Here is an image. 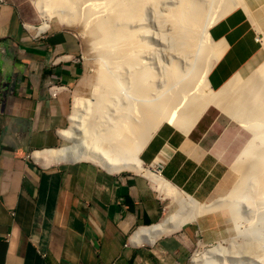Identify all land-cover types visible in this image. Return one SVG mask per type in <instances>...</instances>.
I'll return each mask as SVG.
<instances>
[{"label":"crops","instance_id":"0c3cea01","mask_svg":"<svg viewBox=\"0 0 264 264\" xmlns=\"http://www.w3.org/2000/svg\"><path fill=\"white\" fill-rule=\"evenodd\" d=\"M34 5L0 0V264H191L198 224L133 240L163 217L149 174L206 200L237 154L219 112L231 116L209 104L186 134L161 124L140 152L139 172L57 160L69 91L82 73L80 45L54 22L42 28ZM246 13L235 7L209 28L211 89L260 49Z\"/></svg>","mask_w":264,"mask_h":264},{"label":"bare ground","instance_id":"6f19581e","mask_svg":"<svg viewBox=\"0 0 264 264\" xmlns=\"http://www.w3.org/2000/svg\"><path fill=\"white\" fill-rule=\"evenodd\" d=\"M34 3L43 19L42 28L52 18L62 26L80 22L82 33L90 41L89 50L97 60L91 97H74L70 125L61 132L69 144L54 152L57 160L88 161L108 173L139 172L140 152L161 124L186 134L209 104L219 107L251 133L228 167L226 178L233 176V179L226 184L220 180L204 201L150 173L154 186L169 200L168 207L174 205V209L156 224L138 228L134 241L174 231L211 212L236 219L241 214L238 205L244 198L249 205L264 202V62L245 78L241 72L246 68L236 72L218 89H211L207 78L217 59L209 28L237 6H242L253 23L258 21L261 26L264 5L252 11L251 0H34ZM146 9L151 10L153 22L146 19L150 16L144 21ZM148 21L151 27L155 22L157 38L163 47L166 43L167 55L163 52L168 60L161 61V69L157 67L160 72L152 67L151 59L147 60L155 56L154 51L152 56L147 55L155 44L151 42L155 40L153 36L152 40L147 37L151 34L146 32ZM151 27L147 30H153ZM121 88L129 91L128 98L119 95ZM80 110L87 111L91 118H79ZM101 119L105 123L99 125ZM253 246L254 255L262 254L258 247L261 245ZM220 250L218 245L194 251L190 262L216 264L215 253Z\"/></svg>","mask_w":264,"mask_h":264},{"label":"rangeland","instance_id":"374dc122","mask_svg":"<svg viewBox=\"0 0 264 264\" xmlns=\"http://www.w3.org/2000/svg\"><path fill=\"white\" fill-rule=\"evenodd\" d=\"M251 2L252 3L250 5V8L253 11V10L259 8L260 6H262V4L264 3V0H251ZM82 7H83V5H81V8ZM148 8L149 7H147V9ZM147 9H146V12L144 15V21H146L145 17L150 16V17L146 18L147 20H150L152 17L150 15V14H152L151 10H149L150 11V13H149V11ZM80 12H83L82 9ZM147 13H148V15H147ZM255 13L257 14V12H255ZM151 20H150L151 22L154 21L153 19H151ZM250 20H251L255 30L257 31V34H258L257 38H258L259 43H260V49H259L258 53L255 55V57L243 68V69L246 68L243 72H241V75L244 78L246 76H248L249 73L254 71L257 68L258 64L264 62V45H263L264 24L261 23L262 25L259 26V25H257L258 21H256V22L254 21V23H253V19L250 18ZM50 21L56 23L58 26H60L64 30H68V31L76 34V36L79 40V45H80L79 56H80V60L82 63V73L79 76V78L76 80L74 85L70 88V91H69V94H70L69 95L70 96L69 97L70 98L69 108H68V117H69L72 113V104H73V99L75 96H84L85 98L91 97L90 93H91V90L93 88L92 83H94V80H95L94 75H96L95 70L97 68L96 67L97 66V64H96L97 60L93 56L94 54L92 52H90V50H89L88 43L90 41H89V38L86 36V34L82 33L81 28H83V27H82V24L80 22H74L73 25H71V26L70 25L69 26H65V25L62 26L58 22V20H56L55 18H52ZM150 21H148L149 24L147 23L149 26H150ZM80 24H81V26H80ZM148 25H147V27L150 28L151 26L149 27ZM151 25H153V23H151ZM154 26H155V28H154ZM147 27H146V32L151 33V34H147V37L151 40L154 38L156 41L152 40L151 42H152V44L155 43L156 45L154 44L155 46L153 45V47H154V48H152L153 50L151 49V51L148 52V53H151L150 55L147 53V55L149 57V56L153 55L152 52L154 51L153 53L155 56H152L153 58L149 57V59H147L148 57H146L145 59H147V60L151 59L150 62L152 61L151 65L153 68L159 67L161 69V67L163 66V63L161 61L164 62V60H165V63H167V60H168L167 59L168 56L166 57V55H167V53L165 52L166 50L164 49L166 43H164L165 41H163V43H164V47H163V45L161 43L162 41H160L161 39L159 40V38H157V35L159 36V33L157 32L158 28H157L155 22H154V25L151 27V28H153V30L148 31ZM152 31L153 32L155 31V33H153ZM152 36H153V38H152ZM161 45H162V47H161ZM155 50H157V52ZM163 51L165 52L166 55L164 54ZM160 55H161V57H160ZM157 58H158V60H156ZM158 61H160L159 62L160 64L158 63ZM156 68H155V70L159 71L158 68L157 69ZM120 91H121V94H120ZM78 92L81 94H77ZM122 94H123V96H122ZM119 95L122 96V98L123 97L128 98L129 97V91L127 89H125V91H124V89L121 88L119 90ZM211 107L214 108L213 106H211ZM219 113H220L222 120H223L222 121V127L226 126L229 133L231 134L230 135L232 138V143H231L232 146L231 147L234 148L235 152H238L241 149L242 145L251 137V133L247 129H245V127H243L239 123H237L235 120L231 119L228 115H226L222 112H219ZM83 116H86V118L88 119L90 115L88 114L87 111L80 110L79 111V118H82ZM90 118H91V116H90ZM99 122H100L99 125H102L105 123V119H101ZM69 125H70V120H69L68 126ZM67 144H69L68 141L64 140L63 145H67ZM230 164H231V162L229 163V165ZM229 165H228V167H229ZM227 174H229L228 168H227L226 173L224 175L225 178H224V176H223L224 179L221 178V180L224 181L223 183H225V184H226V182H230L231 179H233V176H231L228 180ZM226 176H227V178H226ZM225 179H227L228 181H226ZM223 186H224V184H223ZM159 192L160 191H158V193ZM213 192H214V190H213ZM160 196L162 197L163 195L160 194ZM246 201H245V198L241 201L242 203H244V202L246 203L245 204L246 207L242 203H240L238 205V211L241 214L236 219L232 220V218L223 217L219 212H214V213L211 212V213H208L202 217L197 218L196 219L197 221H193V223L199 225V228H198L197 234L195 236V242L193 245L192 254L194 253V251L196 252V251H201L204 249L206 250L208 248L217 247L219 245V246H221V250L218 253H215V255H216V257H215L216 262L215 263L216 264H219L222 262H225V264H264V259L262 258V257H264V254H263L264 253L263 252L264 251V204H263L264 202L261 204L255 202L252 204L253 206L254 205L255 206L252 207V205H249ZM163 203H164L163 215L167 214L169 211L174 209V205H170L168 207L169 200L167 198L163 199ZM248 209H250V210H248ZM250 239H254V242ZM248 240H250V241H248ZM261 242H263V245ZM255 244L261 245L258 247H259V250H263L262 254L254 255L256 252L253 250L255 248V246H253V245H255ZM248 245H249V247H248ZM250 248H252V250ZM248 255H251V256L248 257ZM232 256L233 257L235 256L234 257L235 259L238 258L239 261L238 260L235 261V259ZM252 256H254V257H252ZM257 256H261V259H263V260H261L260 257L257 258ZM228 259L231 261L229 262Z\"/></svg>","mask_w":264,"mask_h":264},{"label":"built area","instance_id":"2783aa9c","mask_svg":"<svg viewBox=\"0 0 264 264\" xmlns=\"http://www.w3.org/2000/svg\"><path fill=\"white\" fill-rule=\"evenodd\" d=\"M49 93L54 96L56 94V89L55 88H52L50 89Z\"/></svg>","mask_w":264,"mask_h":264}]
</instances>
